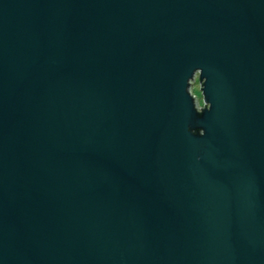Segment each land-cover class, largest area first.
Here are the masks:
<instances>
[{"label":"water","instance_id":"1","mask_svg":"<svg viewBox=\"0 0 264 264\" xmlns=\"http://www.w3.org/2000/svg\"><path fill=\"white\" fill-rule=\"evenodd\" d=\"M0 264H264V0H0Z\"/></svg>","mask_w":264,"mask_h":264},{"label":"rangeland","instance_id":"2","mask_svg":"<svg viewBox=\"0 0 264 264\" xmlns=\"http://www.w3.org/2000/svg\"><path fill=\"white\" fill-rule=\"evenodd\" d=\"M192 92L198 98L200 105L203 106L204 95H203V92L201 90V84H200L199 76L196 78V81L193 83Z\"/></svg>","mask_w":264,"mask_h":264},{"label":"built area","instance_id":"3","mask_svg":"<svg viewBox=\"0 0 264 264\" xmlns=\"http://www.w3.org/2000/svg\"><path fill=\"white\" fill-rule=\"evenodd\" d=\"M198 76H199V75H198ZM198 76H197V77H198ZM197 77H196V78H197ZM195 81H196V80H195ZM195 81H194V82H195ZM194 82H193V83H194ZM201 87H202V85H201ZM193 94H194V93H193ZM194 96H195V95H194ZM195 98H196V100H197V102H198V107H199L200 109L204 108V107H205L204 103H203V106L200 105V102H199L198 98H197L196 96H195Z\"/></svg>","mask_w":264,"mask_h":264}]
</instances>
